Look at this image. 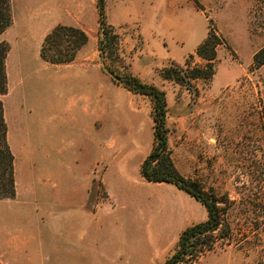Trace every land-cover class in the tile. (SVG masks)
I'll use <instances>...</instances> for the list:
<instances>
[{"label":"rangeland","instance_id":"rangeland-1","mask_svg":"<svg viewBox=\"0 0 264 264\" xmlns=\"http://www.w3.org/2000/svg\"><path fill=\"white\" fill-rule=\"evenodd\" d=\"M11 4L0 42L9 46L2 99L16 196L0 199V264H99V254L163 264L208 212L175 185L142 176L152 104L103 69L98 0ZM105 14L131 71L166 93L176 168L219 201L213 248L180 264H264V62L254 61L264 0H106ZM60 24L88 42L73 62L50 64L40 50ZM211 28L223 39L214 76L189 88L165 79V69L205 64L196 50Z\"/></svg>","mask_w":264,"mask_h":264},{"label":"trees","instance_id":"trees-1","mask_svg":"<svg viewBox=\"0 0 264 264\" xmlns=\"http://www.w3.org/2000/svg\"><path fill=\"white\" fill-rule=\"evenodd\" d=\"M106 0H98L99 31L98 50L100 63L112 80L127 91L149 98L152 104L154 142L150 153L141 166V174L148 182L170 183L200 202L208 212L207 220L187 228L180 236L174 252L163 264H180L189 258H198L213 248L214 233L220 230L221 209L218 199L207 194L200 184L186 179L176 168L169 147L170 129L167 126L168 103L164 90L136 76L122 55L123 39L115 28L107 23ZM12 24L11 0H0V36ZM220 37L211 28L197 47L196 54L205 64L195 68L176 71L165 69L164 77L179 84L191 86L194 80H209L215 74L217 49L222 45ZM88 42V36L80 28L57 25L44 39L40 56L50 64H68L75 60L78 51ZM9 46L0 42V199L16 196L15 157L9 144V129L5 118L3 96L7 93L8 77L6 58ZM264 47L255 54L256 63L264 62ZM262 58V59H261Z\"/></svg>","mask_w":264,"mask_h":264},{"label":"crops","instance_id":"crops-1","mask_svg":"<svg viewBox=\"0 0 264 264\" xmlns=\"http://www.w3.org/2000/svg\"><path fill=\"white\" fill-rule=\"evenodd\" d=\"M84 71H85V74H86V75L91 76V75L89 74V72H88L87 67L85 68ZM98 81H99V77H98V72L96 71L95 78L92 77V83H90V84H92V85H97V86H98ZM153 142H154V140H153ZM152 147H153V143H152V146H151L150 151L152 150ZM149 153H150V152H149ZM84 188L86 189L87 186L84 187ZM86 191H87V190H86ZM85 201H86V196H85ZM99 264H113V263H111V262L108 261L104 256H101V255L99 254Z\"/></svg>","mask_w":264,"mask_h":264}]
</instances>
